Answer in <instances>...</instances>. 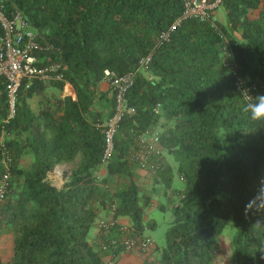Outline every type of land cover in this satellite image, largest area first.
Instances as JSON below:
<instances>
[{"label": "trees", "instance_id": "trees-1", "mask_svg": "<svg viewBox=\"0 0 264 264\" xmlns=\"http://www.w3.org/2000/svg\"><path fill=\"white\" fill-rule=\"evenodd\" d=\"M4 1L40 43L53 46L43 63H60L74 93L61 97L63 84L55 82L21 86L15 115L4 125L8 106L0 82V135L11 156L0 206L1 236L12 238L7 264H103L106 253L90 235L97 222L114 207L117 225L99 240L119 238L122 219L134 238H147L146 230L155 227L147 220L154 195L157 208L171 213L165 246L154 251L156 264H215L227 227L233 230L232 264H264V121L241 112L243 100L221 65L217 33L188 20L154 49L181 14L180 0ZM221 8L224 21L214 17L239 74L249 85L264 86V2L228 0ZM255 10L258 17L250 19ZM151 52L147 70L127 94L135 114L120 123L100 175L104 124L113 111L110 90L100 87L104 74L130 72ZM151 130L173 165L163 155L155 170L146 171L153 183L144 191L133 155L137 136ZM66 164L73 168L57 189L48 174ZM174 174L181 189L173 188Z\"/></svg>", "mask_w": 264, "mask_h": 264}, {"label": "built area", "instance_id": "built-area-1", "mask_svg": "<svg viewBox=\"0 0 264 264\" xmlns=\"http://www.w3.org/2000/svg\"><path fill=\"white\" fill-rule=\"evenodd\" d=\"M228 0H180L182 11L179 17L162 33L155 41L154 49L169 42L173 32L181 23L195 20L208 25L213 29L222 43V68L227 70L232 81L233 88L244 101L245 97L255 98L259 90L264 86L247 84L238 72V67L233 57L231 46L220 28L216 24L215 12ZM264 2V0H262ZM0 82L7 98L8 113L3 124H8L15 115V103L17 91L21 86L28 89L33 82L62 83L63 90L70 88L64 77L65 68L58 62L43 63L47 54L54 51L51 44L40 43L29 24L18 11L8 12L5 1L0 0ZM152 52L141 58L134 70L121 76L105 72L103 82L108 84L113 97V111L110 118L104 124V150L100 161V171L109 160L114 149V136L120 123L126 117H132L135 110L127 102V94L133 86L135 76L145 72L151 62ZM72 89V88H71ZM160 105L153 108L157 115ZM138 151L133 155L138 169L153 171L157 168V161L164 155L157 131L141 132L136 139ZM11 156L6 145V137L3 131L0 135V206L3 203L10 182ZM55 170V169H54ZM53 170V171H54ZM52 171V172H53ZM114 207L106 219L97 222L95 229L97 234L95 241L101 253H106L109 260L106 264H113L117 256L118 248L123 253L138 254L142 257L141 264H156L154 251L156 246L150 238L136 239L132 236L129 226L121 224L119 227L120 237L117 239L99 240V235L106 234L117 225L114 219ZM1 239V224H0ZM0 264H5L0 261Z\"/></svg>", "mask_w": 264, "mask_h": 264}, {"label": "crops", "instance_id": "crops-1", "mask_svg": "<svg viewBox=\"0 0 264 264\" xmlns=\"http://www.w3.org/2000/svg\"><path fill=\"white\" fill-rule=\"evenodd\" d=\"M259 10H255L249 13L250 19H256L258 17ZM100 87L102 90H109L108 84L106 82H101ZM61 97L70 96L74 98L73 90L70 88H65L61 93ZM30 106L32 109H37V99L33 98L30 101ZM73 168V164H66L62 166H58L55 170L48 174V180L57 189H60L66 177L69 175V171ZM102 174V172H100ZM139 171H137V175H141ZM104 218H107L105 216ZM121 224L127 225L126 220H119ZM155 228V227H154ZM152 228V229H154ZM92 236H96L97 230L94 228V232ZM146 235V233H145ZM150 238V237H147ZM151 239V238H150ZM12 256V238L11 236L2 235L0 239V261L7 264ZM231 251L229 248L228 240L224 238L219 241V253L215 260V264H232L231 262ZM109 260L108 256L103 257V264H106ZM143 261L142 257L138 254H130V253H121L116 261L113 264H141Z\"/></svg>", "mask_w": 264, "mask_h": 264}, {"label": "rangeland", "instance_id": "rangeland-1", "mask_svg": "<svg viewBox=\"0 0 264 264\" xmlns=\"http://www.w3.org/2000/svg\"><path fill=\"white\" fill-rule=\"evenodd\" d=\"M216 19H218L219 21L223 22L224 21V13H223V9L220 7L217 11H216V15H215ZM157 131V130H154ZM167 158V161L173 165L172 160L164 155V158ZM140 173H142L141 175H138V185L140 186V188L144 191H149L153 180L151 181L150 179V175L148 172L146 171H142V170H137ZM101 175V174H100ZM172 185L173 188L176 189H181V182L179 180V178L177 177L176 174L173 175V180H172ZM153 207L148 211L147 213V220H152L155 223V228L154 229H147L146 230V235L145 237H150L151 240H153L155 246L157 249H161L162 247L165 246V234L166 231L169 227L170 224V220H171V213L169 211H161L160 209L157 208L156 203L158 202L157 198L154 195V199H153ZM160 202H163V199L160 198ZM106 219V218H103ZM94 232V228L92 229L90 235L92 236ZM233 233V230L231 227H227L223 232L222 235L220 237L221 239H225L228 240L229 236ZM229 242V241H228ZM154 255H156V252H154Z\"/></svg>", "mask_w": 264, "mask_h": 264}, {"label": "clouds", "instance_id": "clouds-1", "mask_svg": "<svg viewBox=\"0 0 264 264\" xmlns=\"http://www.w3.org/2000/svg\"><path fill=\"white\" fill-rule=\"evenodd\" d=\"M241 112L252 121H264V95L253 98L245 97L241 105Z\"/></svg>", "mask_w": 264, "mask_h": 264}]
</instances>
